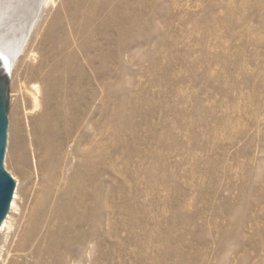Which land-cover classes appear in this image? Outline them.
I'll use <instances>...</instances> for the list:
<instances>
[{
	"label": "rangeland",
	"instance_id": "1",
	"mask_svg": "<svg viewBox=\"0 0 264 264\" xmlns=\"http://www.w3.org/2000/svg\"><path fill=\"white\" fill-rule=\"evenodd\" d=\"M128 1L143 39L113 34L127 22L99 36L103 9L74 36L76 2L93 1L53 0L15 62L4 165L18 198L0 264H26L33 245L48 264H264V0ZM36 86L45 109L60 93L71 141L94 157L51 237Z\"/></svg>",
	"mask_w": 264,
	"mask_h": 264
},
{
	"label": "bare ground",
	"instance_id": "2",
	"mask_svg": "<svg viewBox=\"0 0 264 264\" xmlns=\"http://www.w3.org/2000/svg\"><path fill=\"white\" fill-rule=\"evenodd\" d=\"M52 1L0 0V76L9 82V86H11V71L15 62L24 53L42 10ZM92 1L87 7H81V3L76 2V16L83 17L82 21L85 24H78L76 28L78 31L75 32L74 36L83 35L87 27L86 23L95 19L103 9L107 12L106 17L96 20L99 36L106 35L107 32L102 33V30L107 29L109 31L114 22L119 26L127 22L128 28L118 29L116 32L112 31L113 34L128 39L131 37L143 39L145 37L142 30L144 24L141 19L138 15L130 16L131 11L141 12L143 9H138L137 5L136 7L133 6L128 0ZM138 5L145 7L146 0H139ZM37 58L38 53L34 51L29 55L28 60L36 62ZM57 83L58 79H55V84ZM35 90L34 106L35 109L38 108L42 112L41 125L35 143L36 170L40 187L37 203L44 225L48 224L51 227L48 228L49 237H51L55 232L53 228L58 227L61 215L64 213L62 204L65 200L74 196L75 192L81 196L87 195L88 190L84 186L87 181L85 172L92 168L94 157H90L87 151L80 152L79 155L80 144H75L74 139L71 141L73 136L70 133V127L75 120L74 118L70 119L69 114H72L73 111L71 108L61 107L60 104L52 105V100L59 97L60 93H50L49 102L51 101V104L45 109L44 97L40 99L38 96L41 95V87L36 86ZM75 158L77 163L74 164L73 159ZM17 194L18 186L11 203V211L16 205ZM64 197L67 198L64 199ZM6 218L2 224L1 233L6 229L10 216L8 215ZM48 254V248L34 247L33 245L32 251L25 254L23 258L26 264H48L44 259V256Z\"/></svg>",
	"mask_w": 264,
	"mask_h": 264
},
{
	"label": "water",
	"instance_id": "3",
	"mask_svg": "<svg viewBox=\"0 0 264 264\" xmlns=\"http://www.w3.org/2000/svg\"><path fill=\"white\" fill-rule=\"evenodd\" d=\"M9 107V82L0 76V229L10 212L16 190V182L4 165L8 144Z\"/></svg>",
	"mask_w": 264,
	"mask_h": 264
}]
</instances>
